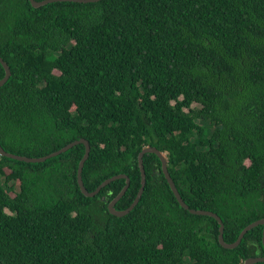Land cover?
I'll list each match as a JSON object with an SVG mask.
<instances>
[{"label":"trees","instance_id":"1","mask_svg":"<svg viewBox=\"0 0 264 264\" xmlns=\"http://www.w3.org/2000/svg\"><path fill=\"white\" fill-rule=\"evenodd\" d=\"M41 2L43 0H35ZM0 146L41 158L84 139L93 192L140 187L153 147L189 209L234 243L264 219V0H0ZM5 72L0 64V80ZM85 147L41 163L0 157V264H242L264 258L263 226L231 250L219 225L179 205L155 154L123 217L77 184ZM255 264H264L258 262Z\"/></svg>","mask_w":264,"mask_h":264},{"label":"water","instance_id":"2","mask_svg":"<svg viewBox=\"0 0 264 264\" xmlns=\"http://www.w3.org/2000/svg\"><path fill=\"white\" fill-rule=\"evenodd\" d=\"M96 1H99V0H43L41 2H36L35 0H29L30 4L32 5L33 8H39V7H42L44 5H47V4H50V3H55V2H76V3H92V2H96ZM0 64L1 66L3 67L4 69V72H5V75L4 77L0 80V87H2L6 82L7 80L9 79L10 77V69L9 67L7 66V64L0 58ZM79 144H82L84 147H85V152H84V155H83V158L81 159V161L79 162V165H78V169H77V184L80 188V191L81 193L87 197V198H92L94 196H96L100 190L102 188H104L105 186L109 185L111 182H114L116 180H119V179H122L124 178L126 180V184L125 186L122 188V190L119 192V194L112 200L108 203L107 205V209L109 211L110 214H112L113 216H116V217H123L125 215H127L130 211L133 210V208L138 204L141 196H142V193H143V190H144V187H145V183H146V178H145V171H144V166H143V156L144 154H155L158 159L160 160L161 162V171L173 193V195L175 196L177 202L179 203V205L181 207H183L185 210H188L189 213L191 214H194V215H203V216H209V217H212L214 218L218 225H219V234H218V242L219 244L224 248V249H227V250H231V249H234L236 248L242 238L244 237V235L251 229L257 227V226H263V230H262V245H263V248H264V219H260L258 221H255L251 224H249L248 226H246L242 231L241 233L239 234L237 240L232 243V244H227L224 242L223 240V229H224V226H223V223L221 221V219L214 213L212 212H208V211H203V210H193V209H189L187 207V205L184 203V201L182 200V198L180 197L169 173H168V170H167V160H166V156L164 153L158 151L156 148H153V147H145L143 148L140 153L138 154L137 156V163H138V168H139V171H140V187H139V190H138V193L136 195V198L134 199L133 203L129 206L128 209L124 210V211H118L116 210L114 207H115V204L118 202V200L125 194V192L127 191L128 189V186H129V179L126 175H116V176H113L109 179H106L105 181H103L93 192H88L86 190V188L84 187L83 185V182H82V169H83V166H84V163L85 161L87 160L88 156H89V152H90V146H89V143L84 140V139H79V140H76V141H73L71 143H69L68 145H66L65 147L61 148L60 150L56 151V152H53L47 156H44V157H41V158H28V157H24V156H17V155H13V154H10V153H7L5 152L2 147L0 146V157H6V158H10L12 160H15V161H19V162H24V163H41V162H44L45 160L47 159H50L52 157H56L64 152H66L67 150L73 148L74 146H77ZM258 262H264V258H249L247 259L246 261H244L243 264H255V263H258Z\"/></svg>","mask_w":264,"mask_h":264},{"label":"clouds","instance_id":"3","mask_svg":"<svg viewBox=\"0 0 264 264\" xmlns=\"http://www.w3.org/2000/svg\"><path fill=\"white\" fill-rule=\"evenodd\" d=\"M264 249V248H263ZM246 261V260H245ZM244 262H242V264H243Z\"/></svg>","mask_w":264,"mask_h":264}]
</instances>
